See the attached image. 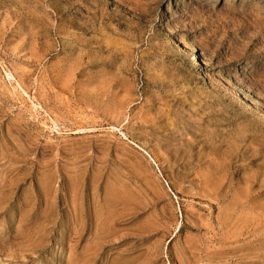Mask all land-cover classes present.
Instances as JSON below:
<instances>
[{"label": "rangeland", "instance_id": "1", "mask_svg": "<svg viewBox=\"0 0 264 264\" xmlns=\"http://www.w3.org/2000/svg\"><path fill=\"white\" fill-rule=\"evenodd\" d=\"M0 264H264V0H0Z\"/></svg>", "mask_w": 264, "mask_h": 264}, {"label": "bare ground", "instance_id": "2", "mask_svg": "<svg viewBox=\"0 0 264 264\" xmlns=\"http://www.w3.org/2000/svg\"><path fill=\"white\" fill-rule=\"evenodd\" d=\"M179 43L182 45V47H185V45L183 43H181V42H179ZM194 57L195 56L192 54L191 58H194ZM251 103L255 104V102H251Z\"/></svg>", "mask_w": 264, "mask_h": 264}]
</instances>
